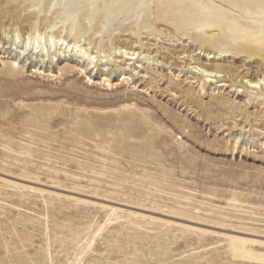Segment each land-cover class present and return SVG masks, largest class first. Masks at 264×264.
I'll return each instance as SVG.
<instances>
[{
	"label": "rangeland",
	"instance_id": "374dc122",
	"mask_svg": "<svg viewBox=\"0 0 264 264\" xmlns=\"http://www.w3.org/2000/svg\"><path fill=\"white\" fill-rule=\"evenodd\" d=\"M70 1L0 0V264H264V94L190 83L201 48L264 76V53L208 47L220 31L201 23L208 6L247 25L263 0ZM35 30L142 59L84 73L75 54L22 55Z\"/></svg>",
	"mask_w": 264,
	"mask_h": 264
},
{
	"label": "bare ground",
	"instance_id": "6f19581e",
	"mask_svg": "<svg viewBox=\"0 0 264 264\" xmlns=\"http://www.w3.org/2000/svg\"><path fill=\"white\" fill-rule=\"evenodd\" d=\"M74 5V1L71 0L68 3L69 10L73 8ZM195 7L197 6L189 7L186 12H191ZM121 10L126 11L124 7ZM168 10L174 12L173 8H169ZM202 10H206L204 14L207 17V21H201V23H217V27L220 31L217 38L215 36H206L207 38L205 43L208 45V47L212 46L213 44L222 48L238 45L242 49H250L255 53V55L264 53V16H262L259 20H256L253 18V16H251L248 18V21H246L247 25H241L234 17L228 16L223 9L202 6ZM116 12H118L117 9L113 10V12L106 10L104 15L113 16ZM247 13L250 15L253 14L250 11ZM208 19H210L211 22H209ZM209 27L213 28L215 26L210 24ZM70 30L71 34L74 35V37L77 36V38H82L86 34V32L81 29L80 24L72 26ZM235 34L240 35L241 39L238 40L236 37H234ZM15 40L17 42L16 44L21 45L20 53L26 56L29 55L30 52H33V54H37L42 58L55 62L58 57L63 56L65 53L75 54V56H78L80 59H82V61L87 63L86 69H82V72L84 73L89 69L98 68L100 62L104 64L103 70L106 71H108V65L111 62L117 65V70L123 68L127 70L130 69V67L133 66L137 60L142 59L140 58L141 54L136 50H123L120 47H113L108 41H100L95 46V49H93L80 44L76 38H74L73 41H69V38L61 37L55 35L54 33L42 32L40 30H35L33 34L27 35V37L24 38H22L21 35L16 34ZM108 44L110 47H112L111 51L107 48L109 47ZM197 55L206 57L208 61L205 65L198 62L195 63V66H190V69H192L193 73L195 74V76L191 77L192 80L190 83H197L200 92H205V87L207 85H217L216 90H219L222 93L227 91L230 87V92H235L236 90L234 87L228 83L229 79H233L234 83L242 84L250 95L261 96L264 94V76L259 78H250L247 76V74L243 76L229 75L217 65H211L212 61L215 62L226 57V55L221 50L214 52L210 48L207 50L201 48L196 56ZM180 58L186 59L189 58V56L184 55ZM143 59L148 58L145 56ZM0 62L5 66V62L2 61L1 57ZM121 62H124V64L122 65ZM13 64L20 66L16 60L13 61ZM138 68H143V65L138 64ZM138 68H135L134 72H136ZM35 72H38L40 75H45V72L41 68L36 69ZM48 76L55 77V75H53L51 72L48 74ZM129 77H124V81L128 82ZM179 77L180 75H178V78ZM103 82L108 88H112L114 86L109 75H105L103 77ZM239 92H244V90L240 89ZM249 102L250 100H246L245 104H249ZM238 143L239 140L236 141V148Z\"/></svg>",
	"mask_w": 264,
	"mask_h": 264
}]
</instances>
